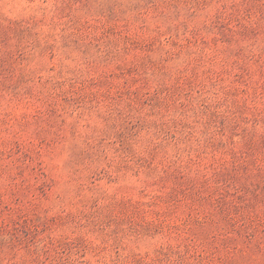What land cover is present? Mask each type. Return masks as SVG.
<instances>
[{
    "label": "rangeland",
    "instance_id": "374dc122",
    "mask_svg": "<svg viewBox=\"0 0 264 264\" xmlns=\"http://www.w3.org/2000/svg\"><path fill=\"white\" fill-rule=\"evenodd\" d=\"M0 264H264V0H0Z\"/></svg>",
    "mask_w": 264,
    "mask_h": 264
}]
</instances>
